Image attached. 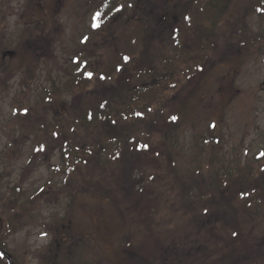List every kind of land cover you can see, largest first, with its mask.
Here are the masks:
<instances>
[{"label":"rangeland","instance_id":"1","mask_svg":"<svg viewBox=\"0 0 264 264\" xmlns=\"http://www.w3.org/2000/svg\"><path fill=\"white\" fill-rule=\"evenodd\" d=\"M136 1L124 0L121 10L95 28L102 0H0V199L16 198L9 205L15 207V222L3 250L14 264H167V250H183L184 239L192 245L199 239L221 250H264L258 245L264 240V222L250 219L254 210L249 206L254 205L255 189L262 186L249 176L239 181L240 171L259 168L264 151V12L251 6L256 0H239L248 5L235 26L244 30L243 42H238L242 35L235 29L236 39L230 33L219 39L202 70L184 85L176 83L156 103L162 112L154 126L158 135L175 133L172 145L179 172L188 175L210 156L213 167L204 169L205 174L237 172L230 185L233 198L236 191L253 188L251 198L227 200L240 204L234 208L235 228L242 223L246 227L236 240L227 237L211 244L213 240L198 237L200 227L187 220L167 232L164 189L171 183L153 170L135 172V184L117 186L114 192L109 184L95 181L74 185L53 168L60 160L56 149L36 150L39 123L54 121L53 115L64 112L70 102L91 101L107 88L94 80L69 92L66 76L81 68L75 61L85 60L87 69L106 74L123 56L138 54L153 42L140 33L154 24L147 19L150 10L138 16L132 9ZM29 46L40 49V60L27 54ZM120 78L117 75L114 83ZM23 110L35 127L24 121ZM177 110L182 119L172 126L167 116ZM204 142L212 145L207 157ZM187 183L183 187L192 192L191 202L205 203L194 197L201 181L192 178ZM214 201L219 200L207 203ZM176 207L168 210L171 215ZM145 211L153 213L146 216ZM126 231L129 245L124 242ZM130 250L141 251L133 255ZM5 262L6 257L0 264Z\"/></svg>","mask_w":264,"mask_h":264},{"label":"trees","instance_id":"2","mask_svg":"<svg viewBox=\"0 0 264 264\" xmlns=\"http://www.w3.org/2000/svg\"><path fill=\"white\" fill-rule=\"evenodd\" d=\"M123 1L102 0L94 16L95 28L107 23L115 12L121 10ZM151 1L137 0L132 9L136 10L138 16L147 9L150 10L147 12V19L154 24L152 28L145 26L146 29L142 28L140 33L143 39L150 36L153 42L146 49H140L138 54L121 56V62L106 74L87 69L85 60H74L73 63L81 68L76 69V73L73 72L71 76H66L69 92H74L79 87L82 89L94 80L107 88L101 90L91 101L70 102L64 112L53 115L54 121L44 120L39 123L36 129L39 132L36 150L44 151L46 146L56 149L60 160L53 168L56 172L68 175L70 180H74V185H92L90 183L95 181L101 186L109 184L114 192L118 191L117 186L135 184V172L141 174L153 170L157 177L161 175L171 183V188L164 189L167 190L165 202L167 215L170 216L167 232L171 234L187 220L193 222L196 229L200 227L198 237H209L213 240L211 244L214 242L219 245L220 239L227 237L236 240L241 233L246 232L243 230L246 227L242 223L238 229L235 228L233 221L236 220L237 212L234 208L240 204L227 200L242 201L251 198L253 188L236 191L233 198L230 185L237 172L230 169L221 173L217 170L214 173L207 171L208 174H205L204 169L213 167L212 157H207L212 145H207L206 142L203 143L202 151L207 162L189 171L188 175H185L186 172H179L172 145L175 133L158 135L154 126L156 115L162 112L157 109L156 103L172 88L182 83L184 85L185 80L188 82L194 73L202 70L219 39L228 33L236 39L235 35L238 33L240 37L242 35L238 42H243L244 30L235 26L238 14L245 11L248 5L239 0H164L161 3L154 2L153 5ZM251 6H257V10L264 12V0H256ZM233 29L237 33H233ZM134 43L132 40L133 45ZM26 51L35 61L40 60V49L37 46H29ZM117 75L121 78L114 83ZM27 112L22 111L25 114H22L24 121L35 127ZM167 117V122L172 126L182 119L178 110ZM263 154L264 151L259 154L262 158L259 168L240 171L239 179L243 182L249 180V177L257 178L262 186L254 188L257 191L253 198L255 202L253 206L249 205L256 209L250 219L259 222H264V211L260 209L264 208V194L261 196L264 180L259 179L264 176ZM206 175L211 179L206 181ZM192 178L201 181L198 194L194 197L201 202L204 200L202 205L191 202L192 192L183 187ZM11 199L15 201L16 198L0 199V250L5 251V238L15 222V207H9ZM215 199L221 201H214L211 205L207 203L208 200ZM176 202L178 203L175 204ZM172 205L177 207L171 215L168 210ZM151 213L153 212L145 211L143 215L151 216ZM125 237L124 242L129 245L131 235L127 231ZM182 243L183 250H221L217 246L206 247L199 239L193 245L188 239H184ZM3 258L0 253L1 262Z\"/></svg>","mask_w":264,"mask_h":264},{"label":"flooded vegetation","instance_id":"3","mask_svg":"<svg viewBox=\"0 0 264 264\" xmlns=\"http://www.w3.org/2000/svg\"><path fill=\"white\" fill-rule=\"evenodd\" d=\"M262 227L263 224L261 229H264ZM263 239L264 236L261 237ZM263 241L258 244L260 248L264 245ZM140 251L130 250L133 255ZM167 264H264V250H167Z\"/></svg>","mask_w":264,"mask_h":264},{"label":"water","instance_id":"4","mask_svg":"<svg viewBox=\"0 0 264 264\" xmlns=\"http://www.w3.org/2000/svg\"><path fill=\"white\" fill-rule=\"evenodd\" d=\"M0 252L3 254L4 257H6L7 261L9 262V264H14L12 261H11V257L3 250H0Z\"/></svg>","mask_w":264,"mask_h":264}]
</instances>
